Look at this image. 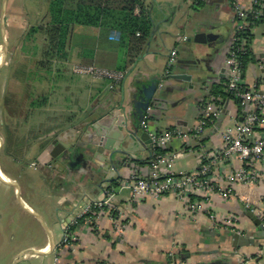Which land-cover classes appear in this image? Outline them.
Segmentation results:
<instances>
[{
	"label": "crops",
	"instance_id": "0c3cea01",
	"mask_svg": "<svg viewBox=\"0 0 264 264\" xmlns=\"http://www.w3.org/2000/svg\"><path fill=\"white\" fill-rule=\"evenodd\" d=\"M20 1L0 0V31L4 38V44L0 42V68L10 60L6 38L9 19L12 22L26 13ZM235 3L246 11L251 7L250 0H236ZM144 5L153 25L141 57L126 69L125 80L111 86L108 80L72 72L76 64L115 70L125 68L126 43L121 40L119 31L77 24L73 27L67 61L63 64L71 80L61 82L70 99L67 110L73 115L56 126L51 134L37 140L5 137L8 148L5 166L0 164V182L5 184L4 227L1 225L4 214L0 211V237L5 235V264L21 260L22 254L23 259L51 255L53 264L56 260L59 264H264V230L256 226L252 217L259 218L257 213L264 216V161L249 160L244 165L246 170L259 175V182L249 185L237 181L227 196L217 190L220 185L228 187V175L237 173L243 166L238 158L224 159L221 154L224 146L221 132L242 117V110L233 99L225 102L220 117L209 123L202 135L186 142L175 137L162 149L165 153H177L174 161L177 171H194L202 162L211 164L209 187L197 196L203 208L196 214L190 213L174 194L158 199L134 197L130 188L122 186V182L133 175L146 177L150 174L153 150L142 148L133 139L123 142L112 139L116 147L132 156L131 166L120 164L117 174L113 170L102 173L96 162L79 161L68 168L59 158L62 150L88 135L87 129H92V124L103 123L115 132H124L118 125L123 118L119 103L123 97H129L140 80L147 82L155 78L159 85L166 87L167 96L159 109L154 108L149 121L154 132L175 129L190 132L198 125L203 106H217L211 100L214 99L211 89L227 79L225 59L236 25L231 0H206L194 6L190 0H144ZM48 16L45 17L48 19ZM31 27L28 24L24 27V36L29 34ZM210 33H215L216 37H210ZM253 33L251 47L255 60L245 69L244 81L247 87L264 88V68L261 67L264 65V24L255 27ZM195 37L197 41H190ZM19 47V44L14 45V52ZM174 49L178 52L177 58L167 69L169 55ZM32 63L30 68L36 66V62ZM197 64L201 66V80L184 78ZM32 86L30 80L16 78L6 87L8 132H11V116L28 112L27 97ZM38 88L46 91V85ZM126 108L127 111L129 104ZM3 123L1 119L0 125ZM258 133L264 136V125ZM3 144L0 134V147ZM100 162L106 163L104 158ZM108 176L112 182L106 181ZM110 188L115 190L112 203L118 212V223L107 213L102 214L92 228L82 222L75 229L78 239L73 247L59 246L65 229L71 226L74 218L90 202L104 198ZM213 213L218 217L216 222L211 218ZM229 214L236 217L233 226L219 221ZM238 231L244 237L255 239V243L235 246L233 236ZM55 245L58 246L55 248Z\"/></svg>",
	"mask_w": 264,
	"mask_h": 264
},
{
	"label": "built area",
	"instance_id": "2783aa9c",
	"mask_svg": "<svg viewBox=\"0 0 264 264\" xmlns=\"http://www.w3.org/2000/svg\"><path fill=\"white\" fill-rule=\"evenodd\" d=\"M206 0H190L191 5H198ZM251 7L248 11L240 7L239 4H234L235 14L239 21L235 25V30L232 34L230 47L225 59V67L227 69V78L229 79V90L234 97L241 100L242 119L236 121L233 125L226 127L221 132L223 140L222 157L224 159L238 158L243 164L237 173L228 175L226 185L228 187H217L218 192L227 196L231 194V186L237 181L252 185L256 181L259 182V175L255 171L246 170L245 164L247 161L257 162L264 161V136L258 133V129L264 125V88L254 85L247 87L244 81V70L239 59L240 51H243L245 40L239 43L240 37L238 33L248 26L247 17L249 13H254L257 16H264V0H250ZM135 14H140V9L135 10ZM186 40V37L183 38ZM178 52L172 50L167 64V69H170ZM264 68V65L261 66ZM169 71V70H168ZM72 72L81 76H88L93 79L108 80L111 86L121 83L127 76L126 70L108 69L94 65L76 64L72 67ZM162 85V84H161ZM213 100V98L211 99ZM212 102V101H211ZM212 104V103H211ZM154 111V107L150 106L141 122V127L147 131L151 137L153 144V152L149 161L150 174L146 177L133 175L129 179L122 182V186L130 188L133 196H152L161 198L167 194H174L181 199L189 212L196 214L201 211L203 206L197 199V196L202 195L207 191L210 184L211 164L202 162L198 169L194 171L175 170V158L177 153H159L158 148H164L173 138H180L186 142L202 135L205 127L213 120L220 117L222 107L205 105L202 107L198 125L190 132L175 129L163 133L154 132L149 127V121ZM115 196V190L110 188L106 191L104 198L90 202L72 221L71 226L64 231L63 238L59 244L61 247H73L78 239V233L75 230L83 222L84 225L93 227L95 220L101 217L102 214H108L113 221L118 223L119 218L114 216L116 211L112 201ZM97 205L99 211L96 216L91 218L89 214L93 212V206ZM264 227V216L257 213ZM211 218L216 222L217 215L212 214ZM81 220V221H80ZM219 221L223 224L233 226L236 221L235 215H227ZM241 234L240 231H238ZM56 264L58 260H56ZM66 264H81L69 262Z\"/></svg>",
	"mask_w": 264,
	"mask_h": 264
},
{
	"label": "trees",
	"instance_id": "16d2710c",
	"mask_svg": "<svg viewBox=\"0 0 264 264\" xmlns=\"http://www.w3.org/2000/svg\"><path fill=\"white\" fill-rule=\"evenodd\" d=\"M231 2L234 5L236 0H231ZM137 8L140 9L139 15L135 14ZM49 17L50 20L47 23L32 26L29 34H42L45 50L38 65L46 73H57L56 77L59 76L61 82L71 80L66 76L63 64L67 61V48L75 25H94L119 31L121 40L126 43L125 68L123 70L128 69L141 57L153 25L145 12L144 0H51ZM238 21L236 16V23ZM247 21L249 22L248 26L238 33L239 43L245 40V49L239 53L244 73L248 64L255 60L251 47L254 38L253 29L264 24V16L249 13ZM52 81L49 77H40V83L46 85V91L43 95L33 97L29 104L30 112L51 105L50 97L59 89L57 86H52ZM228 85L229 79L227 78L213 86L211 89V94L214 97L213 103L222 107L228 99H233L241 109V100L234 97ZM28 115L24 119L25 123L28 122ZM156 151L164 153L162 148H158ZM98 211L99 207L94 205L93 212L89 216L94 218ZM114 216L117 217L118 212H114ZM70 228L73 229V226Z\"/></svg>",
	"mask_w": 264,
	"mask_h": 264
},
{
	"label": "rangeland",
	"instance_id": "374dc122",
	"mask_svg": "<svg viewBox=\"0 0 264 264\" xmlns=\"http://www.w3.org/2000/svg\"><path fill=\"white\" fill-rule=\"evenodd\" d=\"M51 0H21V5L26 8L25 14H20L12 22L9 19L7 25V42L10 48V60L9 63L0 68V123L3 119V124L0 125V134L4 138V144L0 147V164L5 166V153L7 146L5 147V137L7 139L12 137L24 138V139H40L47 134H51L56 126L62 125L73 114L67 110V103L69 102L67 97V91L61 85V79L57 73L49 74L46 73L42 68L39 67L38 62L42 59L43 52L45 50V41H43V36L41 33L37 35H23L24 27L28 24L31 26H39L45 24L50 20L45 17L49 14V4ZM81 27V26H80ZM22 35L24 37H22ZM36 38V40L34 39ZM42 37V39H41ZM42 40V41H41ZM0 42L4 44V38L2 31H0ZM19 44L20 47L14 52V45ZM36 62V66L33 65L30 68V64ZM65 74L68 78H71L70 73L65 67ZM49 75V76H48ZM70 75V76H69ZM49 77L52 79V86H57L61 89L51 95L50 102L52 105L49 109H38L30 112L29 104L33 97L38 95H43L44 92L38 88L41 85L40 77ZM22 79L30 80L32 90L28 91L29 97H27V113L28 122L25 125L24 118L26 115L23 113H15L11 116L9 120V128L11 132H8L7 126L5 125V116H6V105H5V91L6 87L9 86V83L12 79ZM56 78V79H55ZM67 82V81H65ZM35 87V88H34ZM57 90V89H56ZM43 92V93H42ZM3 95V97H2ZM0 211L4 214L2 227L5 226V188L2 182H0ZM3 185V186H2ZM0 225V227H1ZM23 254L21 255V260H16L11 264H53L52 256H33L30 259H23ZM6 263L5 255V235L1 234L0 237V264Z\"/></svg>",
	"mask_w": 264,
	"mask_h": 264
},
{
	"label": "water",
	"instance_id": "95a60500",
	"mask_svg": "<svg viewBox=\"0 0 264 264\" xmlns=\"http://www.w3.org/2000/svg\"><path fill=\"white\" fill-rule=\"evenodd\" d=\"M159 10L163 12L164 8L159 7ZM210 34V37H216L215 33ZM192 40L197 41L198 37L190 39V41ZM208 41L210 40L208 39ZM200 67L201 66L198 64L195 65L191 69V73H187V75H184L183 77L188 80H192L194 77L201 80L202 70ZM166 96L167 92L165 84L159 85L157 79L150 78L147 82L144 80L138 81L136 88L129 95V97L126 99L123 97L119 103L120 113L123 118L120 122H118L116 116L115 120L118 122V125L120 124L122 126L124 132H115L114 129L103 123L92 124V129H87L88 135L86 137L78 138V140L73 143L71 147L61 151L59 158L61 162H63L62 164H65V166L69 168L74 165L75 162L79 161L96 162L102 173H109L113 170L115 171V174L118 173L117 167L120 164L121 166L124 165L130 167L132 156L129 152L120 150L116 147L114 142H112V139L121 140L123 142L127 140V138H130L134 140V143L140 144L142 148H153L151 137L149 133L140 126V122L147 109L150 106H153L155 109H159V104ZM127 104H129V108L126 111ZM242 118L243 117H241V119ZM101 128L106 129L109 132H103ZM52 155L56 157L54 153H52ZM102 158L106 161L105 165L100 162ZM51 166L52 165L49 163V168ZM106 178V181H113L110 176ZM252 217L256 226H258L259 229L264 230L261 220L256 216L252 215ZM233 237L235 240V246L240 247L255 243V239L244 237L239 233H235ZM57 246L58 245H55V248ZM40 254L43 253L40 252Z\"/></svg>",
	"mask_w": 264,
	"mask_h": 264
}]
</instances>
